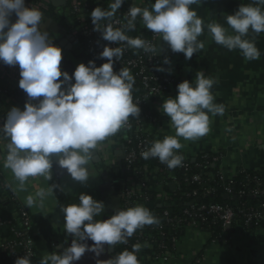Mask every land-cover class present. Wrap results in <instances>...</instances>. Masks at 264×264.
Instances as JSON below:
<instances>
[{"label":"clouds","instance_id":"1","mask_svg":"<svg viewBox=\"0 0 264 264\" xmlns=\"http://www.w3.org/2000/svg\"><path fill=\"white\" fill-rule=\"evenodd\" d=\"M125 2L109 0L107 7L97 6L91 11L94 31L100 33L102 40L118 46L103 47L99 58L106 59V63L99 67L94 61L87 66L81 63L70 76L60 67L62 49L54 45L47 31L41 30L43 13L27 6L25 0H0V63L19 67L18 87L28 98L23 110L12 107L0 125V162L16 182L15 186L7 185L14 194L27 191L30 178L51 181L54 156L60 169L85 184L98 146L128 126L130 117L139 118L141 109L132 96L135 77L129 68L114 71L113 67L129 48L158 54L156 43L127 34L135 30L138 18L156 39L162 38L173 53H183L188 60L204 49L199 37L205 27L217 45L229 51L239 50L246 61L260 58L255 39L246 37L250 31L256 35L264 33V0H250L234 14H224L228 27L218 22L205 25L192 8L201 0H155L150 7L132 4L123 17L126 23L116 27L120 21L114 17ZM13 15L15 22L11 20ZM163 63L170 61L165 58ZM215 83L214 78L199 71L191 83L185 80L177 85L175 98L164 99L161 111L169 118L175 134L147 145L140 153L144 160L158 159L168 169L182 167L184 157L179 150L184 145L180 139L194 142L206 136L211 130L209 114L222 116L225 112L223 104L214 102ZM59 188L57 184L40 187L28 194L24 203L28 208L42 209ZM78 201L61 206L64 232L73 237L70 246L59 253L47 252L39 264H73L86 252L99 257L105 245L127 244L138 229L159 224L143 205L120 209L106 220H97L105 204L84 193ZM89 240L94 242L91 247L85 243ZM141 247L140 243L134 244L131 251L125 249L97 264H140L137 253ZM30 257L29 252L18 257L15 264H32Z\"/></svg>","mask_w":264,"mask_h":264},{"label":"crops","instance_id":"2","mask_svg":"<svg viewBox=\"0 0 264 264\" xmlns=\"http://www.w3.org/2000/svg\"><path fill=\"white\" fill-rule=\"evenodd\" d=\"M151 2L155 1L144 0L143 6L150 7ZM249 2L250 0H201V4L192 5V8L204 20L205 25L218 22L228 27L223 15L234 14L242 3ZM43 16L44 23L40 26L41 30L47 31L54 45L62 49L60 66L62 72L66 71L71 76L79 64L83 63L87 66L89 61H94L98 67L95 59L85 51L83 46L71 43L66 36L53 33L46 23V17L54 19L46 14ZM15 19L13 15L11 20L15 22ZM246 38L255 39L256 47L260 51L258 60L246 61L239 50L229 51L217 45L211 39L206 27L199 37L205 47L194 54L190 60L186 59L183 53H173L168 45L166 57L161 58L162 68L165 69L163 73L176 76L179 81L187 80L191 83L199 71H203L206 77L217 81L212 88V93L215 97L214 102L224 105V114L222 116L209 114L211 130L199 140L193 142L181 138L180 142L184 147L179 150V153L184 157L183 162H195L201 157L211 156L218 159L216 168L228 179L234 177L239 170L264 169V33L256 35L250 31ZM165 58L170 61L169 64L163 63ZM9 67L19 71L18 66ZM177 85H172L164 99L176 97ZM27 99L26 94L14 97L0 96V125L4 123L12 107L23 110ZM164 99L158 104L156 111L159 119L149 129L153 140H162L166 135L175 134V130L170 126L169 118L161 111ZM120 135L123 136L122 132L109 137L98 146L97 156L91 164L97 177L98 173L108 174L102 165L101 156L104 153L116 163V166L120 167L118 157L124 155V148L119 141ZM0 173L6 185L15 186L16 182L10 170L3 168L2 162H0ZM107 179L112 187L115 186L116 182L110 175ZM54 180L61 179L55 177L53 166L51 181H46L42 177L30 178L26 184L27 191L15 194L8 188L29 213L36 238V252L40 260L47 252L63 251L62 246L66 241L67 233L63 229L65 221L61 206L67 205V199L61 200L54 191L55 196L49 197L45 201L44 208L41 209L28 208L24 198L40 187H48ZM61 193L64 196L62 191ZM16 214L14 211L13 215L16 216ZM0 264H4L1 252ZM140 264H264V229L253 227L249 230L239 229L229 239L213 242L209 233L190 227L179 240L175 255L170 260L167 262L145 260Z\"/></svg>","mask_w":264,"mask_h":264},{"label":"built area","instance_id":"3","mask_svg":"<svg viewBox=\"0 0 264 264\" xmlns=\"http://www.w3.org/2000/svg\"><path fill=\"white\" fill-rule=\"evenodd\" d=\"M95 1L96 2L93 3L91 0H67L66 6L63 7L61 11H57L52 6L50 0H25L27 6L38 8L47 16L51 17V15L47 14L50 12L57 14L64 22L65 27L63 25L62 26L66 29L68 35L76 39L77 43L83 46L85 51L91 57H99L104 46L107 45L109 47H117L118 45L102 40L100 33L94 31V26L91 23L90 13L97 6L105 7V2L108 0ZM128 1L129 4L127 5ZM132 4L144 7V0H126L124 6L118 10L119 16L114 17V20H118L120 23L114 26L119 27L126 23L123 17ZM137 20L138 22H135V30L130 31L127 34L132 37L141 36L143 39L149 41L153 45L156 43L158 48V41L160 38L156 39V36L143 26L141 20L139 18ZM101 60L102 63L107 62L106 59ZM113 67L114 71H119L122 67L130 69L131 74L136 80L133 90H135V86L137 85V79L139 78L141 80L139 83V93L137 91H132L133 100L134 102H138L141 112L138 119H133L130 117L129 125L119 132V134L122 132L123 135H120L119 141L124 148L125 161L128 163L127 169L125 170L122 169L121 166H116V163L111 160L106 153L101 156L102 165L107 170L108 175H110L111 178L115 180V182L122 183L125 186L123 193L120 194L122 201L121 209H127L136 205H143L149 210H152L156 206L160 208H167L176 202L170 198V196L163 190L162 185L157 182L155 184L157 190L156 200L150 201V199L147 197V194L145 193L146 185L145 183L135 179L134 172L136 170L133 169L132 165L138 159L142 158L140 153L147 145H150V142L154 141L152 139V135L149 133V129L157 122V120H150V123L147 125L146 129L143 124V121L147 118L144 109L149 106L151 109L157 111L158 104L169 94L172 85L179 84L183 81H179L176 76L166 75L163 73V71H157V68H162V59L158 54L154 56V54H146L142 50H135L131 48L126 49L123 57L119 61H116ZM19 79V71L0 63V96L14 97L15 92L17 90H21L18 87ZM142 133H146L147 137H143ZM124 140L130 146H132L133 143H136L137 148L126 149ZM217 163L218 159H213V167H215ZM217 172L222 182H225L228 179L224 173L220 171ZM145 173L148 180H156L158 171H153L149 167H146ZM210 175H214V173L212 172ZM170 177L175 180L174 173H172ZM202 179L203 175H196L185 182L192 184L201 183ZM171 185L175 186L176 184L173 182ZM225 191L229 195L233 193L232 189L229 187H226ZM9 193L11 195L10 198L12 201H18L8 189L6 182L0 179V200L6 201L8 199ZM251 194L253 197H259L264 194V191L258 186L251 191ZM240 195L244 196L246 195V192H241ZM193 196L197 197L198 193L196 191L193 192ZM123 200L125 201L124 204ZM262 208L264 209V205ZM198 212H206L213 216L216 222L222 223L224 231L231 230L232 225L235 223L237 217V213L230 206H202L198 209ZM164 216L169 218L170 212L166 210L164 212ZM13 217L17 221L19 228L13 230V234L15 236L13 240L3 239L0 236V252H21L20 257H23L25 254L30 252L32 264H35L34 259L36 258V239L29 213L26 208L22 206L19 213L17 212L16 216ZM176 221V219H169L170 223H174ZM11 223V220L0 219V228ZM262 224H264V212H250L245 215L246 226L256 225L257 228L261 229ZM190 227L198 229V226L195 222H191L188 228ZM140 239L142 240L143 236H141ZM179 240H172V248H169L165 244L158 245L159 252L153 257L141 260L140 263L145 260L151 262H167L175 255ZM225 240H227L225 237L220 236L219 238L212 241L223 242ZM146 245L149 248H153L150 243H147Z\"/></svg>","mask_w":264,"mask_h":264},{"label":"trees","instance_id":"4","mask_svg":"<svg viewBox=\"0 0 264 264\" xmlns=\"http://www.w3.org/2000/svg\"><path fill=\"white\" fill-rule=\"evenodd\" d=\"M95 3V0H91ZM109 0L105 2V7H107ZM129 4V1L127 5ZM59 24L65 27L64 22L60 19L57 14L47 13ZM117 16H119L117 14ZM138 20L136 21V23ZM170 51V50H169ZM98 64V67L101 66L102 60L94 56L93 57ZM140 79H137V85L135 90L139 93L140 91ZM141 93V92H140ZM25 93L22 90H17L15 96L24 95ZM133 95V94H132ZM146 112L147 118L143 121L144 127L147 129V125L150 123V120H158L159 115L156 110L151 109V107H146L144 109ZM143 137H147L146 133H142ZM135 137V135H134ZM152 142H150L151 144ZM124 144L126 149L137 148V144L133 143L130 146L125 140ZM213 157H201L195 162L186 161L183 162L182 167L176 169H168L166 166L162 165L158 159H148L144 160L143 158L138 159L132 166L136 170L135 179L145 183V193L150 201H155L157 196L156 182L161 184L163 190L170 196L172 200L176 203L171 204L167 208H160L158 206L154 207L151 213L159 220V224L145 226L142 229H138L134 235L129 238L127 244H117L115 248V254L118 255L125 249L131 251L134 244L140 243L141 250L137 253L139 261L153 257L156 255L158 250V245L165 244L169 248H172L173 239H181L184 232L188 229V226L191 222H195L198 226V229L202 232L209 233L212 237V240L219 238L220 236L229 239L235 232L239 229L249 230L250 228H257L256 225L246 226L245 225V215L250 212H264L262 208L264 205V194L259 197H253L251 191L259 186L264 191V169L260 171H243L239 170L237 174L227 179L225 182L220 180L218 176V169L213 167ZM122 169H127L128 163L124 160L121 163ZM149 167L151 170H157L156 180H148L145 173V168ZM214 175H210V173ZM174 173L175 180H173L170 175ZM196 175H203L201 183H186L185 181L191 179ZM0 179L4 180L3 175L0 173ZM60 180H54L51 184H57L60 186ZM175 182V186L172 189L171 184ZM115 189L119 194H122L125 186L122 183H115ZM229 187L232 189L233 193L228 194L225 191V188ZM57 196L61 200H65V197L62 195L60 188L54 190ZM197 192L198 196L194 197L193 192ZM209 192V193H208ZM241 192H246V195L241 196ZM10 195V193H9ZM8 195L6 201L0 200V219L11 220L12 223L5 225L0 228V236L3 239L13 240L15 238L13 234L14 229H18V223L14 219L13 212L16 213L20 211L22 205L16 201L11 200V195ZM228 195V199L225 197ZM198 199H201L200 202H197ZM125 201L123 200V204ZM210 205H222L230 206L237 213L236 221L232 225L230 231H224L221 222H216L214 217L209 215L206 212H198V209L202 206ZM168 210L170 212V217L167 218L164 216V212ZM190 214H188V213ZM192 214V216H191ZM197 215V216H196ZM201 216V217H200ZM169 219H176L174 223H170ZM162 228V229H160ZM261 228L264 229V224ZM141 236L143 239L141 240ZM36 239V238H35ZM147 243H150L153 248L147 247ZM21 253V252H20ZM20 253H2V260L4 264H15V260L20 257ZM39 257L36 252V258L34 259L35 264H39Z\"/></svg>","mask_w":264,"mask_h":264},{"label":"water","instance_id":"5","mask_svg":"<svg viewBox=\"0 0 264 264\" xmlns=\"http://www.w3.org/2000/svg\"><path fill=\"white\" fill-rule=\"evenodd\" d=\"M52 6L57 10V11H61V9L63 7L66 6L67 4V0H50ZM112 2H114V0H112ZM125 4V3H124ZM124 4L122 5V7L124 6ZM43 15H45L43 13ZM46 23L49 27V29L57 34V35H62V36H66L67 39L71 42V43H77L76 39L70 37L66 31V29L60 25L59 23H57L55 20H51L49 19L48 17H46ZM159 52H158V55L160 58H163V57H166L167 55V43L164 42L162 40V38L159 39ZM120 155V154H119ZM125 160V155L123 156H119L118 157V162L119 164L121 165V163ZM54 171H55V177L57 179H63L65 177H68L70 176L66 170L64 169H60L56 164H55V159H54ZM172 189L174 188V185H171ZM107 190V185H104L102 187H100L99 189H96L90 193H88V195L92 196L94 200L96 201H100V202H103L105 204V210L104 212L96 217L95 219L97 220H106L108 219L107 217V214H109V211H108V207H107V198L105 197V192ZM113 195V199L116 200V203H117V210H120L121 209V206H122V201H121V196L118 192H113L112 193ZM226 199H228V196L225 197ZM201 199H198L197 202H200ZM78 198L77 199H69L66 201V204H71V203H78ZM116 211L114 213H116ZM73 239V237L69 234H67V238H66V241L65 243L63 244L62 246V249L70 246L71 244V240ZM85 243H87L89 245V247H91L93 245L94 242L92 241H86ZM105 250L106 248H109V252L108 251H104L99 257H97L94 253L92 252H86L79 261H75L73 262V264H97V261H106L110 258H113L115 255V248H116V245L115 246H108V245H105L104 246Z\"/></svg>","mask_w":264,"mask_h":264},{"label":"rangeland","instance_id":"6","mask_svg":"<svg viewBox=\"0 0 264 264\" xmlns=\"http://www.w3.org/2000/svg\"><path fill=\"white\" fill-rule=\"evenodd\" d=\"M89 175L90 178L85 184L74 181L71 177H66L61 179L60 189L67 200L77 199L81 193L88 194L95 190L99 185V179L94 173L93 166H89Z\"/></svg>","mask_w":264,"mask_h":264},{"label":"flooded vegetation","instance_id":"7","mask_svg":"<svg viewBox=\"0 0 264 264\" xmlns=\"http://www.w3.org/2000/svg\"><path fill=\"white\" fill-rule=\"evenodd\" d=\"M108 177V174H103V173H98V179H99V185L95 188L96 189H99L100 187L104 186V185H107V190L105 192V197L107 198V209L109 211V214H107V217H111L112 215H114L115 211L117 210V203H116V200L113 199V195L112 193L116 191L115 187L111 186L110 185V182L109 180L107 179ZM117 192V191H116ZM109 248H106L105 251H108L109 252Z\"/></svg>","mask_w":264,"mask_h":264}]
</instances>
